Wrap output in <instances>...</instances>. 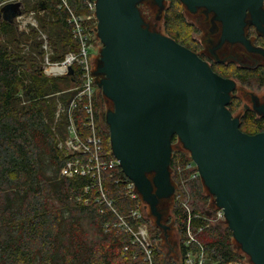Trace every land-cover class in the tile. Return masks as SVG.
I'll return each mask as SVG.
<instances>
[{
	"label": "trees",
	"instance_id": "trees-1",
	"mask_svg": "<svg viewBox=\"0 0 264 264\" xmlns=\"http://www.w3.org/2000/svg\"><path fill=\"white\" fill-rule=\"evenodd\" d=\"M68 1L77 14L87 13L84 0ZM43 2L54 17V23L65 31L64 48L54 50L51 56L52 61H60L69 51L77 50L78 43L72 36L67 8L58 6L55 0ZM185 22L181 1L170 0L164 16L168 36L187 49H199L200 44L179 39L174 30ZM20 37L22 33L18 35L14 26L0 21V264H147L143 248L133 242L132 234L107 226V223H115L118 216L101 197L98 180L88 175L67 177L61 174L68 157L59 147V140L66 139L69 120L66 110L56 120L57 106L61 103L66 109L77 94L67 89L82 83L80 66L74 65L71 76L47 77L43 66L36 62L28 65L20 48L14 46L12 39ZM67 48L70 50L66 52ZM217 74L236 78L246 85H264L263 65L247 67L230 63ZM63 80L68 82V87L60 86ZM57 94L61 96L60 102L56 100ZM94 103L98 118L97 97ZM82 106L83 102L79 104L75 121L80 136L85 137L88 129L84 126L86 118ZM239 106L240 100L236 99L230 110ZM247 123L254 125L253 131L244 129ZM240 130L249 134L263 132L264 123L255 120L254 113H247ZM98 132L108 142V132L101 129ZM176 138L175 135L172 140ZM190 162L177 150L172 153L170 167L176 181L184 179L190 187L191 215H200L191 219V226L195 232L204 226L197 233L198 240L214 261L226 264L243 260L245 255L234 247L231 228L228 226L223 231L218 225L209 224L208 213L199 210L197 203H206L208 197L204 195L201 176H194L198 168L187 170ZM180 167L184 169L182 172H178ZM129 180L122 168L102 172L106 196L124 218L138 205V200L131 199L124 191ZM86 187H89L87 191ZM174 214L181 258H167L155 247L154 264H184L189 212L179 204ZM128 219L135 227L147 223L145 217ZM245 264L253 263L249 260Z\"/></svg>",
	"mask_w": 264,
	"mask_h": 264
},
{
	"label": "water",
	"instance_id": "water-1",
	"mask_svg": "<svg viewBox=\"0 0 264 264\" xmlns=\"http://www.w3.org/2000/svg\"><path fill=\"white\" fill-rule=\"evenodd\" d=\"M141 0H97L103 42L99 85L114 102L107 113L110 142L124 174L167 230L160 199L175 190L171 181L172 136L191 152L204 185L225 212L234 239L253 264H264V131L240 130L228 109L236 80L215 73L198 54L174 38L143 27ZM162 6L164 0H155ZM191 11L204 7L223 23V37L264 55L244 34L247 12L264 23V0H180ZM0 21L23 28V0L2 3ZM40 3V9L45 10ZM68 75L74 68H68Z\"/></svg>",
	"mask_w": 264,
	"mask_h": 264
},
{
	"label": "rangeland",
	"instance_id": "rangeland-1",
	"mask_svg": "<svg viewBox=\"0 0 264 264\" xmlns=\"http://www.w3.org/2000/svg\"><path fill=\"white\" fill-rule=\"evenodd\" d=\"M12 1V0H5ZM26 2L27 9L29 11L35 12V18L37 20L36 25H28L21 33L22 37L17 39H12L14 46L20 48V53L26 59L28 65H31L32 62H36V65L44 67V55L46 54V49L44 44L48 43V49L51 52V56L54 54L53 51L56 49L64 48L63 41H65V31L54 23V17L51 16L50 12L45 10H40L39 5L43 0H23ZM59 4V0H55ZM182 3V2H181ZM45 4V2H44ZM170 5V0H164L163 5L160 6L155 0H141L138 3V9L143 20V27H146L150 31L158 32L164 35H169L166 31L164 25V16L167 8ZM47 7V5L45 4ZM60 6V4L58 5ZM183 14L185 16L186 22L184 25L178 26L174 30L178 32L179 39L191 42L193 44H200L199 53H204L208 56H211L210 61H216L217 59H222L227 63H232L239 66L252 67L258 64H264V56L258 52H252L247 50L243 45L237 44H225L221 49L215 50L212 52V48L216 45V36H214L213 25V14H208L204 9L198 8L195 11H191L185 4L182 3ZM45 7V8H46ZM13 38V37H12ZM93 46L89 49L91 54L92 62V72L94 75V82L99 83L103 75L98 74V68L100 67L101 61V52L103 49V42L101 41L99 34L97 33L93 39ZM70 50L67 48L65 51ZM44 51V54H43ZM64 51V52H65ZM219 69H223L219 67ZM43 71H45L43 69ZM45 74V73H44ZM46 75V74H45ZM47 76V75H46ZM49 77V76H47ZM51 78V77H50ZM236 79V78H235ZM97 84L94 85L96 89V94H98L99 102V113L98 118L96 116V127L97 130H104L106 133L108 131V126L106 123V115L108 111L113 110L114 102L107 97V95L102 92V89ZM62 88L68 87L69 84L67 81L60 83ZM69 89V88H68ZM58 95V94H57ZM56 95V96H57ZM264 88H260L256 83L252 85H246L241 83L236 79V88L231 93V96L238 98L240 100V106L232 112L233 118H241L243 114V108L245 105H251V99L253 96H263ZM61 97V96H60ZM60 97L56 98L60 102ZM99 126V127H98ZM99 128V129H98ZM254 125L247 123L244 125V129L248 131L254 130ZM109 134V132H108ZM104 138V136H103ZM105 140L103 148L104 153L110 152L111 142L110 137L107 142ZM109 147L111 149H109ZM173 152H183L187 158L191 160L190 164L187 165V170L195 171L197 166L193 159L191 158V152L184 147V144L179 137L176 140H173L172 144ZM184 169L179 168L178 172H182ZM171 171V181L175 186L174 193L168 197L160 199L158 203V210L162 214V223L168 226L167 230L157 225L155 216L151 213L149 207L146 204L144 217L147 219L146 229L149 234L147 242L151 245L152 249L155 247L159 248L167 258H173L180 260V251H179V240L180 236L177 230V225L175 223V214L174 210L176 207L183 205L188 211L186 205L189 209L193 210V198L190 194V187L187 185V182L184 179L176 181L174 178L175 172L170 167ZM180 174V173H179ZM183 178V177H182ZM203 182V180H202ZM204 184V183H203ZM204 195L208 197V201L198 202L197 206L201 212H209L213 209L215 204V197L209 192L208 188L204 185ZM213 225H218L221 230H225L228 227V222L222 221L211 223ZM234 240V247L242 252L244 256V261L247 262L251 260L250 255H247L243 252L241 244ZM141 246V244H140ZM142 247V246H141ZM143 248V247H142Z\"/></svg>",
	"mask_w": 264,
	"mask_h": 264
},
{
	"label": "built area",
	"instance_id": "built-area-1",
	"mask_svg": "<svg viewBox=\"0 0 264 264\" xmlns=\"http://www.w3.org/2000/svg\"><path fill=\"white\" fill-rule=\"evenodd\" d=\"M13 1V0H12ZM8 1L3 0L2 3ZM60 6H64L68 10V23L71 26V32L73 39L78 43L77 50L69 51L65 54L62 60L52 61L51 52L48 49V43L44 44L46 54L44 55V67L45 73L49 77L58 76H71L68 75V68L74 65H79L81 69L82 83L79 86H73L67 89V91H77V94L71 99L68 107H65L59 103L57 106L56 120L59 119L61 113L65 110L68 115L69 124L67 127V137L65 140H59V147L62 148L67 160L61 169V174L67 177H73L75 175L91 176L98 180V186L100 189L101 197L111 206L112 210L117 214L118 220L111 224L107 223V226L120 228L121 230L133 235L134 241L141 244L145 254L147 264H154L153 261V249L147 242L149 234L146 229V223H140L138 226H134L128 218L133 220H139L144 218V212L146 203L142 199L141 193L138 191L137 186L131 180L126 183V194L134 200H138V205L129 211V214L124 218L120 215L112 205V201H109L106 192L102 184V172L108 169L121 168L118 159L114 156L112 150L108 153H104L103 140L99 135L96 127V114H95V97L96 89L94 85V75L92 72L91 54L89 49L93 46V39L98 33V18H97V0H84L85 9L87 13L77 14L69 5L68 0H59ZM16 22L23 28L29 27L28 25H36L37 20L35 18V12L26 10L25 14H20L15 17ZM83 102V112L85 114L84 126L88 129V134L85 137H81L79 130L76 126L75 114L79 108V104ZM200 175L196 172L194 176ZM89 187H86V191ZM189 217L186 225V240L185 246L187 251L184 258V264H221L212 260L209 257V252L197 238V233L204 229L201 226L193 230L191 226V219L199 217V214L191 215V210L186 205ZM207 220L209 224L215 222L226 221L225 212L222 208L217 207L214 204L210 213L208 212ZM192 246H196L193 249ZM226 264H245L244 260H234Z\"/></svg>",
	"mask_w": 264,
	"mask_h": 264
},
{
	"label": "flooded vegetation",
	"instance_id": "flooded-vegetation-1",
	"mask_svg": "<svg viewBox=\"0 0 264 264\" xmlns=\"http://www.w3.org/2000/svg\"><path fill=\"white\" fill-rule=\"evenodd\" d=\"M200 8L204 9L208 14H210V13L213 14V25H215V28H214L213 32L215 34L214 36H216V45H215V47L212 48V50H211L212 52H215V50L221 49L225 44H237V45H242V46L244 45V44H242V42H231L228 39L223 40L222 39V37H223L222 36L223 35V23H222V21L216 19V16H215L214 12L208 11L204 7H200ZM262 8L264 9V1H263ZM244 21L246 22V24L244 26V34H243L245 36V38L248 41H250V43L253 46H256V48L260 47V48L264 49V23L262 21H260L259 24H256L255 22H253V18L251 17L249 12H247V15H246V18H245ZM200 47H201V45H200ZM193 48H195L194 45H193ZM199 49L191 50V51L196 52L198 54V56L202 60L207 62V64L211 67V69L215 73H220L221 72V69H219V67L223 68L225 65H229L230 64V63L225 62L222 59H217L216 61L214 60V61L211 62L210 61V59H211L210 57L211 56H208V55H206L204 53H199ZM259 65L260 64L252 66V67H256V66H259ZM261 65L264 66V64H261ZM96 86L100 87L99 83ZM259 87L260 88H264V85H260ZM102 92H103V90H102ZM236 99H238V98H235L233 96L231 97V101H230V103L227 106L229 110L232 108V104L234 103V101ZM97 101H98V96H97ZM250 104L251 105H245L244 106L243 114H242L241 118H239L240 123L243 121V119H244V117H245V115L247 113H254L255 114V120L259 121L260 124L264 123V95L261 96V97L260 96H253L252 99H251V103ZM98 107H99V102H98ZM99 110L100 109H98V113H99ZM231 112H233V111H231ZM106 123H107V115H106ZM107 126H108V131L107 132L110 133V127H109L108 123H107ZM172 138H173V136H172ZM172 144H173V140H172ZM172 153H173V150H172Z\"/></svg>",
	"mask_w": 264,
	"mask_h": 264
}]
</instances>
